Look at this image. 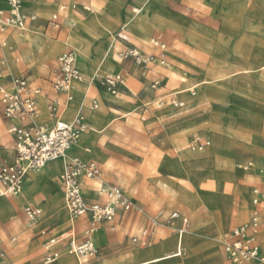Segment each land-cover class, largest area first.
<instances>
[{
	"label": "rangeland",
	"instance_id": "374dc122",
	"mask_svg": "<svg viewBox=\"0 0 264 264\" xmlns=\"http://www.w3.org/2000/svg\"><path fill=\"white\" fill-rule=\"evenodd\" d=\"M165 1L164 7L163 0H154L151 8L146 10L143 16L126 31H123L121 24L110 20L115 25V30L109 57L118 60L124 70L113 74L99 73L95 81L96 87L111 95L107 86L103 84L102 78L108 75H122L130 84L131 95L127 92H122L124 96L119 95V92L113 94L116 101L109 106L111 126L109 129L104 126L107 129L97 130L100 134L105 133L99 140L100 146L89 150L84 155L87 160L97 161L95 163L102 171V177L95 179L91 189L84 190V195L89 203L104 202L105 198L101 195L103 190L110 186H117L133 202L135 208L132 212L119 211L114 221L99 225L100 229L105 230L102 240H106L108 244L98 242L94 238L99 249L98 264L123 255H129L128 258L131 260L175 257L174 250L181 236H178V230L170 227L178 228L173 225L174 222L172 224L162 222L150 245L142 248L141 245L133 242L142 226H145L158 212H162L164 218L174 212L185 216L186 231L189 234L194 233L192 237H197L201 242L200 255L207 259L204 264L212 263L209 259L210 248L207 242L217 248L221 264H233L225 258L222 239L236 226L249 222L250 212L254 209L255 191H264V179L261 174V166H264V0H232L236 6L231 14L237 18L231 16V20L224 17L222 19L223 9L232 11V5L225 0H219L223 5L212 4L206 0ZM104 3L107 7H116L111 0L105 2L103 0H64L52 8L50 15L46 17L38 15L28 5L29 11L37 18L26 27V31H32L30 57H26L24 47L18 44L12 45L16 49L17 57L21 59L19 68L26 75L31 76L33 88H43L44 94L49 98L56 97L52 80L57 71L59 57L64 52L60 49L73 47L82 53L84 58H91L93 50L99 45L95 46L92 43L94 37L98 38V34L88 17L98 16L101 9L98 7L95 9V7L98 4L103 7ZM61 5L69 8L75 5L74 12L84 16L78 21L76 27H67L63 22L64 29L57 32L50 27L49 21L55 12L60 13L58 8ZM136 7L138 8L139 5L135 0H126L122 6L123 10L132 16H135L134 8ZM167 19L171 21H166ZM176 21L187 25L184 32L188 36L186 40L181 39L173 30L179 28ZM164 28L168 32L163 30ZM19 31L21 29H10L8 36ZM78 31H89L90 36L74 35ZM119 34L134 40L131 43L138 46L146 55L157 53L151 46L154 39L160 38L166 44V55L174 69L167 70L157 61H152L148 65H138L132 60L122 59V52L129 49L130 44L123 42ZM68 36H71V40H67ZM83 47H86L87 52L82 51ZM7 50L6 48L5 74H15L17 66L13 62L12 55L11 58L7 57L10 55V51ZM47 50H53V54H49L50 57L46 55ZM103 55V51L98 50L97 59L101 60ZM231 61L235 64L230 67ZM178 70L188 73L190 77ZM135 75L140 76L142 81H138ZM183 78L186 79L184 83ZM155 81H160L161 86L155 88ZM175 92L180 93L176 95ZM174 96L183 102L182 108L174 106ZM120 97L127 100L126 105L119 103ZM185 97H187L186 100ZM163 98L164 103H161ZM76 100L73 98L65 107L63 117L66 120L74 118L75 115L69 107ZM93 101H97L99 108L102 107L100 101L92 99L89 102L91 108ZM229 101L228 107L221 110V105ZM182 115L189 116L190 119L184 122L180 120ZM0 124L6 125L4 130L0 129V153L9 151L14 156V136L9 132L11 127L8 120L0 117ZM211 124H217L224 132L227 139L226 154L235 163L225 158L221 160L216 158V150L211 152L213 144L211 135H216L219 139L217 132L206 129ZM181 127L185 128L181 129L180 133H186L188 139L182 147L188 146L187 150L191 152L199 150L195 147L202 139H208L211 144L204 148L203 151L207 150L204 155L189 154L178 162L176 168L172 160L177 159L181 148L171 141L169 133ZM92 132H94L92 129L91 132H87L78 146L82 147L91 137ZM133 157L141 162H133ZM146 159L153 165L146 166V163H143ZM252 170L257 172L259 177L251 176L254 174ZM235 173L241 178L248 176L247 180L252 182H232ZM169 177L174 182H181L180 188L183 190L180 196L173 197L170 201L164 199L165 190L162 189L163 186L165 187V182H169ZM59 178L61 194L64 197L61 177ZM235 183H255L248 191L236 189L244 201L250 203L245 216H242L239 198L235 199L232 208L228 205ZM0 190L4 194L5 189L1 183ZM1 196L3 195H0V198ZM11 197L8 196L6 200L13 202L15 197L13 199ZM2 201L5 202L4 199ZM29 206L33 205H25L13 216L0 212V256L7 264H45L46 250L39 230L47 227L41 226L33 230L38 222L32 223L28 220L26 208ZM192 206L197 208L206 220L202 226H193L188 211ZM228 208L233 211L230 218L226 215ZM40 209L39 220L45 216L44 208L40 207ZM137 215L140 219L135 224L134 217ZM64 219H69L67 211ZM131 219H133L132 226L128 224ZM178 221L177 224H179ZM217 223L220 224V229ZM85 224L83 221L78 225L79 236L83 235L86 229ZM181 228H184V224ZM68 229L69 227H65L56 230L51 227L46 230L52 231L59 238ZM100 229L96 231V238L102 235ZM216 229H219L218 232ZM209 230L215 238L208 235ZM187 232L184 233V237L188 236ZM167 236L176 237L160 243ZM186 243H183L184 248ZM59 249L61 257L67 255V258L79 262L76 257L68 255L65 245ZM135 250H142V252L138 253ZM184 251L185 264H189L190 252L186 249Z\"/></svg>",
	"mask_w": 264,
	"mask_h": 264
},
{
	"label": "built area",
	"instance_id": "2783aa9c",
	"mask_svg": "<svg viewBox=\"0 0 264 264\" xmlns=\"http://www.w3.org/2000/svg\"><path fill=\"white\" fill-rule=\"evenodd\" d=\"M8 9L0 13V52L7 48L14 51L12 46L6 45L3 35L9 29H26L28 23L36 21V17L25 12L26 0H5ZM76 9V6H73ZM1 11V9H0ZM66 12L65 6L61 7ZM53 27L60 28L59 15L55 14L51 21ZM119 38L128 41L127 37L119 34ZM152 46L159 50L158 55H146L136 47H132L121 54L122 59L134 61L138 65H148L157 61L161 66H168L166 44L160 39L152 41ZM6 59L0 54V117L12 121L18 120L19 125L12 126L9 132L15 140V160L11 164L0 162V183L8 196H19L25 189V180L29 172H41L46 166L61 157L80 142V137L89 129L87 124L80 118L74 121L57 122L52 128L39 125L35 117L39 112L38 95L40 89L33 88L28 76L5 74L3 67ZM103 79L112 94H116L120 86L125 84L122 75H108ZM3 81V82H2ZM83 81V75L78 66V55L75 51L64 52L58 60V69L52 81L56 93L66 95L74 90L76 84ZM161 86L160 81H155L154 87ZM176 108H182L176 96L173 97ZM164 103V98L161 100ZM98 104H94V109ZM147 112V108L144 109ZM52 116H56L59 107L56 102L49 105ZM208 141L199 142L195 148L203 151L209 146ZM102 177V171L95 162H85L80 158L73 157L67 165L65 173L61 176L66 207L71 221L76 222L88 216L89 224L84 230L82 238L74 228L59 238L50 239L46 243L48 255L45 264H56L61 257L59 250L54 248L60 244L66 246V252L79 260L93 262L98 258L99 249L95 244L94 235L99 225L103 222H112L119 211L132 212L135 208L133 202L117 186H110L103 190L105 202L89 203L83 192L84 180H95ZM264 204V192L255 191L253 200L254 209L251 211L250 220L244 223L222 239L225 257L233 264L243 262H255L264 264V245L260 243L259 234L263 227L262 207ZM26 216L32 223H37L41 216V209L29 206L26 208ZM180 218V214L174 212L167 218L163 213L150 218L149 223L141 228L134 237L133 242L147 246L156 234L157 228L162 222L172 224ZM181 250L175 257H181Z\"/></svg>",
	"mask_w": 264,
	"mask_h": 264
},
{
	"label": "crops",
	"instance_id": "0c3cea01",
	"mask_svg": "<svg viewBox=\"0 0 264 264\" xmlns=\"http://www.w3.org/2000/svg\"><path fill=\"white\" fill-rule=\"evenodd\" d=\"M4 1L5 0H0V6L6 9V5L7 4H5L6 1L5 2ZM61 1H64V0H33L32 2H31V0H26V2H25V12L30 14V15L35 16L34 13L29 11V9H28V5H29V8L30 9H34L36 11V13H38V15L48 17L50 15V13H51V9L54 8L55 6H57ZM105 1L106 0H103V2H105ZM111 1L114 3V5H116V7H114V8L107 7V6H105V3H104V6L102 7L101 4H98V5H96L95 9L97 7L99 9H101L100 14L98 16L97 15H94V16L91 15L90 17H88L89 18V22L91 23L93 29L98 34V38L94 37L93 38L94 41H92V43L95 46L99 45L97 48H95L93 50V52L91 54V58H88V59L84 58L82 53H80L79 51H77L73 47L72 48L69 47L70 50H73V51H75L77 53V55H78V66H79L80 71H81V73L83 75V81L78 83V84H76L75 87H74V90H72L73 98L77 99L76 102L73 104V107H72V113H73V115H75L74 118L72 120H66L63 117V113H64V110H65V107L69 104V102H71V101L68 100V97L66 95H62V94L56 93L57 94L56 97L49 98L46 94H44L43 88H36V89H40L41 90V94L38 95V104H39V112H38V114H39V117L37 119L38 121L35 120L37 124L44 125L47 128H52V127H54L56 125L57 122L70 123V122L74 121V119L77 116H82V117H85L87 125L89 127L88 133L91 132V129L94 130V132L91 133V137L88 138L84 142L82 147L78 146L81 143V140H80V142L78 144L74 145L72 147V149L75 148V150L73 151V153L68 154L69 157L67 156L66 160H64V161L57 160V161L50 162L43 171H41L39 173L31 172V174H28L26 176L25 189H24L23 194L15 197L13 202H8L6 200V198L8 196L6 195L5 192H4L3 196H1L2 198H0V212H5V213L8 214V216H13L18 210H22L25 205H33V207L39 208V209H40V207L44 208L45 216L42 217L38 221V223L35 225V228H33V230H37L41 226L42 227H47L46 229L53 227L56 230L63 229L65 227H69V229L64 234L69 232L72 228H74L76 230L77 234H78V231H79V226L78 225L80 223L85 221L86 228L88 227V224H89L88 216H85V217H83L82 219H80V220H78L76 222L71 221V219L69 217V214H68V211H67V208L65 206V204H66L65 196L63 197L62 194H61V184H60V181H59L60 180L59 177H61L65 173L66 167H67V165L69 164L70 160L73 157L80 158L81 160H83L85 162H97V161H94V160L85 159L84 155L89 150H92L93 148L100 146L99 145L100 144L99 140L101 139V137H103V135L105 133H103V134L101 133L100 134V132L97 131V130L101 129V128L102 129H107V128L109 129L110 128L111 125H110L109 122H110V118H111L110 117L111 112L109 111V106L111 104L115 103L116 97H113V95L111 93L110 94L112 96L107 94V93H105L104 91H101L100 89H98L96 87L95 81H96L97 76H99V73H104V74L105 73H111V74H113V73H118V72H121V71L124 70V68L121 66V64L119 63L118 60L111 59L109 57V54H110L109 51H110V48H111V44L113 43V40H112L113 36H114L113 35V31L115 30V25L112 22H110V20H113V21L121 24L122 25V29L124 30L132 19H138L139 15L142 14V12H143V8L148 5L150 0H135L136 3L140 7V8L139 7L138 8L137 7L134 8L135 16H132V15H130L129 13H127V12H125L123 10L122 6H123V4L125 3L126 0H111ZM206 1H208L209 3H212V4H216V3L221 4V1H219V0H206ZM225 1L229 2L232 5V11H228L226 9H223L222 19L224 17V18H227V19L231 20L230 19L231 16L234 17V18H237V17H235V16H233L231 14L232 12H234L233 8L236 6V3L234 1H232V0H225ZM163 3H164L163 5L165 7L166 1L163 0ZM221 5H223V4H221ZM63 6H65L67 8L66 12H62L61 11V7H63ZM73 6H71V8H69L66 5L59 6L58 10H60L61 14L59 12H55L53 14V16L55 14L59 15V22H60L61 26H60V28L53 27V25L51 23V21L53 19L52 18L49 21V23H50V27L53 30H55L57 32H61L64 29L63 22L66 25V18H67L68 15L73 16L72 17V22L73 23H77L79 21V16L77 14H80L82 17L84 16V15H82L79 12H74L75 9H73ZM69 9H71V10H69ZM138 11L140 12L139 14L137 13ZM166 21L170 22L171 20L167 19ZM240 21L242 22V20H240ZM176 23L178 24L179 28L173 29V30H175L177 32V34L179 35V37L181 39L186 40V38L188 36L186 34H184V32L186 30L187 25L184 22H179V21H176ZM157 26H159V24H157ZM67 27H69V26H67ZM163 30L168 32V30L165 29V28ZM83 32L78 31L74 35H77V36L88 35V36H90V32L89 31H83ZM6 36H8V30L3 35L5 43H7V37ZM127 39H128V37H127ZM149 39H148V41H149ZM158 39H160V38H158ZM59 40L60 41H65L63 39H59ZM67 40H71V36H68ZM56 41H58V40H56ZM131 41L133 42L134 40H129L128 39V41H123V42H125L127 44H130V48L136 47L139 50H141L138 46L132 44ZM148 41L146 43H144V44L146 45L148 43ZM10 46H12L14 48V51H12V52L10 51V55L7 56V57L11 58V55H12L13 62L17 66L16 73L15 74H11L10 73V74L11 75H21L22 74V75L28 76L29 80H30L31 76L26 75L19 68V65L21 64V59L19 57H17L16 49H15L14 45L10 44ZM151 47L153 49H155L156 52H157L156 54H152V55H155V56L158 55L159 54V50L154 48L153 46H151ZM69 48L66 47V48H62L60 50H62V52L63 51L66 52V51H70V50H67ZM5 50H4L3 53L0 52V54H3V56L6 59ZM98 50H102L103 54H104L101 60L97 59ZM246 58H247V56H246ZM167 61H168V66H162V67H164L167 70L174 69V66H172V64L169 61L168 57H167ZM229 63L231 64V65H229L230 67L234 66V64H235L232 61L229 62ZM57 69H58V67H57ZM3 70L4 71L7 70L6 69V65H5V67H3ZM178 71H181V70H178ZM126 72H127V70H126ZM181 72L190 77V75L188 73H185L184 71H181ZM131 76H133V72L132 71H131ZM135 78L138 81H142V78L140 76H138V75H135ZM53 80H54V78H53ZM124 80H125V84L119 87V89H118L119 93L118 94L121 95V96H124V94L122 92H127L128 94L131 95L130 84H129L128 80L125 77H124ZM185 81H186V79L183 78L182 82L184 83ZM30 82L33 85V82L31 80H30ZM177 93H180V92H175L176 95H179ZM63 96H64V98H63ZM186 98L187 97H185V100H186ZM92 99H97L98 101H100L102 103V107L99 108V104L97 103V101H93V103H92L93 105H92V108H91L89 106V102H91ZM177 99L180 102H182L178 97H177ZM52 102H56L57 106L59 107V112H58V114L56 116H52L51 112L49 111V105ZM119 103L121 105H126L127 104V100L125 98H123V97H120L119 98ZM229 103H230V101L227 102V103L222 104L221 105V110L223 108H227ZM94 104H98V108L97 109H94ZM189 119H190L189 116H184V115H182L181 118H180V120H182L184 122L188 121ZM8 124H9V127H12V126H15V125H19L20 123L18 122V120L14 119L12 121H8ZM0 125H2V124H0ZM4 126L6 127V125H4ZM104 126H106L107 128L104 127ZM184 128L185 127H181V128L175 129V130H173V131H171L169 133V135L171 136V141L176 146L181 148V151L179 152L180 154H179V156H177V159L176 160H172L173 166H175L176 168L178 167V162H180L181 159H183L187 155L192 154V153H197L195 155H204L206 153V151H207V150L206 151L197 150L196 152H191V151L187 150L188 146H183L182 147V145H184L188 141L186 133H180V130L184 129ZM206 129L209 130V131L214 130L215 132H217V134L219 136V139L218 140H213V144L211 145V148H214L217 151L215 157L220 159V160L222 158L223 159L225 158V159H227V160H229L231 162H234V160L230 159L227 156V154H226V152H227L226 151L227 139H226V137L224 135V132L221 130V128L217 124H211L210 126H207ZM107 131H109V130H107ZM96 137H97V139H96ZM205 141H208L211 144V142L208 139L207 140L206 139H202L199 142H205ZM14 143H15V140H14ZM0 156H1L0 157V162L5 163V164L13 163L14 160H15V146H14V156H12L9 151H2L0 153ZM133 162H141V161H139V160H137L136 158L133 157ZM143 163H146V166L149 165V164L153 165V163L151 161L148 162L147 159ZM261 168L264 170V166H261ZM252 171H253L254 174H252L251 176H253V175L258 176L257 172H255L254 170H252ZM247 177L241 178L235 173L234 177L232 178V182H252V181L247 180ZM30 178H31V180H30ZM28 181H31V183L28 184L27 183ZM93 181L94 180H84V182H83V192H84L85 189H91L90 188L91 185L94 184ZM168 181L169 182H165V187L164 186L162 187L160 184H158V182H155V183L158 186L162 187V189L165 190L164 199L170 201L171 198L180 196L181 193H182L181 191H183V190L180 188L181 185H182L181 182H174L173 179H171L170 177L168 178ZM254 185H255V183L254 184H240V183L237 184V183H235L234 186H233L234 190L230 194L229 207L232 208V205H233L235 199L239 198V206L242 209V216H245L246 211L249 209L250 203L245 202L243 197H242V195L240 193L236 192V189L238 188V189H240V191L241 190L242 191H248ZM262 192H264V191H262ZM101 195L105 198V196L103 194H101ZM37 196H39V197H37ZM11 198L13 199V197H11ZM2 199H4L5 202H3ZM104 202H99V203H104ZM187 207H188V205H187ZM263 207H262V218H264L263 217V215H264V208ZM231 208H230V217L232 216V213H233ZM184 209L187 210V208H184ZM66 211H67V216L69 218L68 220L64 219ZM158 213H160V212H158ZM157 214H155V215H157ZM250 214H251V212H250ZM155 215H153V216H155ZM181 217H182V215L180 214V218ZM134 218H135L134 223L136 224V222L140 219V216L137 215ZM180 218L175 220L174 223H173V225L178 226V228L177 227H173V226H170V227L178 230L179 231L178 236H181V238H179L177 246H176V248L174 250L176 252L175 255L179 252V250H181V253H182L181 257H173V258L166 257V258H161V259H158V260H143V259H133V260H131V259L128 258L129 255L128 256L127 255H123V256H120V257H118L116 259H113L111 261L104 262L103 264H163L165 262H167L168 264H185V253H184L185 249L190 252L189 264H204L207 259L205 260L200 255V251H201L200 250V248H201L200 247L201 246L200 240L197 237H192L193 234H189L186 231L185 226H186L187 220L185 221V223H183L184 224V228H181L183 226V224L179 225V224L176 223ZM87 220H88V223H87ZM263 223H264V219H263ZM128 224H130L132 226L133 225V219L129 220ZM75 225H77V226H75ZM240 225H242V224H240ZM240 225H238V226H240ZM145 226H142V228L145 227ZM238 226H236V227H238ZM46 229L39 230V233L41 234V237L44 239V247L46 246V243L50 239L57 238L52 233V231H49V230H46ZM99 229H100V227L97 230H99ZM100 230L102 231V235L99 238H96V232H95V235H94L95 236L94 237L95 240L98 241V242H101V243L104 242V243L108 244V242L106 240L105 241H104V239L102 240V238H103V236L105 234V232H104L105 230L103 228H101ZM263 230H264V224H263L262 231H261L262 233L259 234L260 243L264 245V231ZM186 232L188 233L187 238L184 237V233H186ZM208 235L214 237V235L212 234L211 230H209ZM78 237L81 240L82 236H79V234H78ZM174 237H176V236H167L163 240H161L160 243H163L164 241L170 240V239H172ZM186 240H187L186 248H184L183 243L186 242ZM137 244H139V243H137ZM207 244L209 245V248H210V256H211V258L209 256V259L212 260L211 264H221V262L219 261L217 248L214 247L209 242H207ZM139 245H141L142 248L144 247V245H142V244H139ZM60 247L63 248L64 245H62V246L58 245V246H56L54 248V250H59L60 251V249H59ZM45 250H46V247H45ZM135 251H138V250H135ZM135 251H133V252H135ZM143 251H145V250H143ZM132 254H130V255H132ZM47 255H48V252L46 250V254L44 256V259H46ZM66 256L67 255H63L58 260V262L56 264H60L61 262H63V264H98L99 263V257L96 258V260H94L93 262L79 260L76 257L79 262H75L74 259L67 258ZM0 263L1 264H7L2 256H0ZM44 263H45V261H44ZM246 264H257V263L250 262V263H246Z\"/></svg>",
	"mask_w": 264,
	"mask_h": 264
},
{
	"label": "bare ground",
	"instance_id": "6f19581e",
	"mask_svg": "<svg viewBox=\"0 0 264 264\" xmlns=\"http://www.w3.org/2000/svg\"><path fill=\"white\" fill-rule=\"evenodd\" d=\"M153 1L154 0H150L149 1V3H148V5L146 6V7H144L143 8V12H142V14H140L139 15V17H138V19L139 18H141L142 16H143V14L145 13V11L146 10H148V9H150L151 8V6H152V3H153ZM5 2V1H4ZM5 4H6V2H5ZM46 7V6H45ZM0 9H1V11H0V13L1 12H3V11H6L7 9H8V7H7V5H6V9L5 8H3V7H1L0 6ZM78 16H79V21L82 19L81 17V15L80 14H77ZM72 17L73 16H71V15H68L67 16V18H66V25L67 26H69V27H76V25H77V23H73L72 22ZM138 19H132L130 22H129V24L126 26V28L123 30V31H126V30H128V28L133 24V23H135ZM87 21V20H86ZM127 23V22H126ZM87 24V23H86ZM85 26V25H84ZM87 26H89V24L87 25ZM78 28V27H77ZM9 31V30H8ZM32 32V31H31ZM31 32H29V31H26V29H23V30H21V31H19V32H17V33H15V34H13L12 36H6L7 37V43H6V45H10V44H18V45H20V46H22V47H24V49H25V54H26V57H30V55H31V52H32V48H31V43H32V39H31V35H30V33ZM72 32V31H71ZM6 33V32H5ZM128 37V36H127ZM129 38V37H128ZM130 39V38H129ZM38 40V39H37ZM74 41V40H73ZM71 42V41H70ZM38 43H39V41H38ZM68 43V42H67ZM73 44V43H72ZM64 45V44H63ZM78 45H81V44H78ZM81 47V46H80ZM8 51V50H7ZM82 51L83 52H87V50H86V47H83L82 48ZM81 51V52H82ZM53 54V50H47L46 51V55H47V57H50L49 56V54ZM108 91V90H107ZM109 92V91H108ZM110 93V92H109ZM112 94V93H111ZM113 95V94H112ZM68 100L69 101H72L73 100V95H72V91L68 94ZM72 107H73V105L71 104L70 105V107H69V109L70 110H72ZM38 117H39V114L35 117V120H37L38 119ZM76 118H80V119H82L86 124H87V122H86V119H85V117H82V116H77ZM75 118V119H76ZM74 119V120H75ZM40 120V119H39ZM38 121V120H37ZM49 124V123H48ZM88 126V125H87ZM0 129L1 130H4L5 129V126L4 125H0ZM88 132V131H87ZM86 132V133H87ZM4 133V132H3ZM86 133H84L81 137H80V140H81V138L86 134ZM212 136V138H213V140H218L217 138V136L216 135H211ZM216 142V141H215ZM215 144V143H214ZM76 145V144H75ZM215 146V145H214ZM73 147V146H72ZM216 147V146H215ZM72 149V148H71ZM69 150L67 153H66V155L64 156V157H61V158H59V159H57V160H66V158H67V156H68V154H71L74 150H75V148H73L72 150ZM196 149H194V151H195ZM215 151V149L214 148H212L211 149V152H214ZM98 154V153H97ZM57 160H55V161H57ZM67 168V167H66ZM66 171V170H65ZM30 174V173H29ZM261 174H262V177H263V179H264V170L262 169L261 170ZM30 180H31V178H30ZM29 183H31V181H28ZM35 182V181H34ZM250 194H251V192H249ZM249 194V195H250ZM0 195H3L2 193H1V191H0ZM7 195V194H6ZM15 197H17V196H15ZM198 197V196H197ZM196 197V198H197ZM228 205H229V203H228ZM191 209V211L190 210H188L189 211V215L191 216V219H192V223H193V226H202L205 222H206V220H204V218H203V216H202V214L198 211V209L197 208H195V207H190ZM220 213V212H219ZM226 215H227V217L228 218H230V208H228L227 209V211H226ZM184 221H185V216H182L180 219H179V221H178V223L179 224H183L184 223ZM220 221H221V219H220ZM218 224V223H217ZM219 225V229L221 228V226H220V224H218ZM81 226H82V224H81ZM80 226V227H81ZM85 226V225H84ZM219 229H216V232H218V230ZM97 231V230H96ZM215 232V233H216ZM192 233V232H191ZM194 234V233H193ZM216 234H218V233H216ZM215 237V236H214ZM185 238H187V237H185ZM195 241V240H194ZM193 241V242H194ZM186 242H187V240H186ZM192 242V241H191ZM190 245V244H189ZM138 253H141L142 252V250H138L137 251ZM250 262H252V261H249V262H243L242 264H245V263H250ZM253 263H255V262H253Z\"/></svg>",
	"mask_w": 264,
	"mask_h": 264
}]
</instances>
